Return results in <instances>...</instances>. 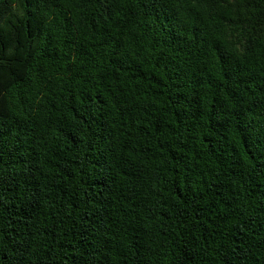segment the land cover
<instances>
[{"label": "trees", "instance_id": "16d2710c", "mask_svg": "<svg viewBox=\"0 0 264 264\" xmlns=\"http://www.w3.org/2000/svg\"><path fill=\"white\" fill-rule=\"evenodd\" d=\"M0 264H264V0H0Z\"/></svg>", "mask_w": 264, "mask_h": 264}]
</instances>
